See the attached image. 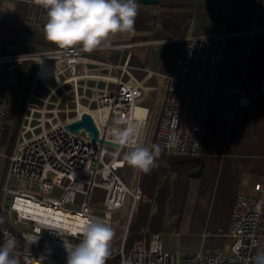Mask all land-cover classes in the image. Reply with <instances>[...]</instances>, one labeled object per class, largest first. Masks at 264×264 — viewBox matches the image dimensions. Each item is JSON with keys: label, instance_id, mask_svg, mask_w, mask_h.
Instances as JSON below:
<instances>
[{"label": "built area", "instance_id": "built-area-1", "mask_svg": "<svg viewBox=\"0 0 264 264\" xmlns=\"http://www.w3.org/2000/svg\"><path fill=\"white\" fill-rule=\"evenodd\" d=\"M26 1L30 20L44 25L45 10L35 0ZM227 41L224 33L187 41L181 74L171 77L165 88L162 113L151 136L166 154L201 155ZM88 53L79 47H58L43 56L0 55V155L5 159L4 191L11 194L8 206L0 201L9 222L0 228V244L5 230L16 239L19 233L26 245L16 249L19 264H66L64 242H79L82 219L99 220L113 228L115 214L120 212L118 221L126 217L124 236L120 246L110 250L106 264H254L257 252L264 250V175L254 179L252 193L236 196L225 233L229 240L222 246L169 250L159 231L127 242L134 209L143 197L138 173L129 183L124 178L127 149L115 143L92 142L87 130L75 132L68 124L81 118L77 110L81 102L103 110V119L93 117L100 137L112 142L108 130L113 122L131 116L142 122L138 139L150 148L151 110L144 101L151 87L132 74L128 61L114 63L108 58H90ZM30 57L37 59L36 73L48 92L44 97L32 94L38 100L27 105L17 141L12 149L7 145L2 152L22 64ZM45 58L54 68L47 76L41 74ZM138 106L144 109L141 114ZM83 132L86 134L80 138ZM12 177L17 187L10 186ZM97 189L103 190L100 200L95 199ZM33 238L38 239L32 243Z\"/></svg>", "mask_w": 264, "mask_h": 264}, {"label": "crops", "instance_id": "crops-1", "mask_svg": "<svg viewBox=\"0 0 264 264\" xmlns=\"http://www.w3.org/2000/svg\"><path fill=\"white\" fill-rule=\"evenodd\" d=\"M137 3L134 30L110 36L108 47L87 56L120 64L128 61L132 74L151 87L144 104L151 110L152 126L157 125L161 116L170 78L181 74L189 38L210 33L228 35L199 156L202 161L196 158L195 167L179 173L169 156L172 154L157 157L160 182L168 197L163 225L160 230H151L163 234L169 250L222 246L229 240L225 233L236 196L252 193L254 179L264 175V0ZM29 12L26 0H0V55L43 56L58 48L46 39L44 25L30 20ZM37 65V59L32 57L22 64L9 125L23 122L27 105L38 100L32 98L33 93L44 97L48 92L36 73ZM53 69L50 59H42L43 76ZM77 110L92 113L97 121L106 115L105 111L82 102ZM143 111L137 107L138 114ZM153 145L152 140L148 146L151 149ZM199 168V175L191 174ZM135 173L144 185L146 173L126 163L124 178L128 183ZM102 196L103 190L97 189L95 199ZM116 214L120 220V212ZM124 221H118L123 229ZM120 237L114 235L110 250L120 246Z\"/></svg>", "mask_w": 264, "mask_h": 264}, {"label": "clouds", "instance_id": "clouds-1", "mask_svg": "<svg viewBox=\"0 0 264 264\" xmlns=\"http://www.w3.org/2000/svg\"><path fill=\"white\" fill-rule=\"evenodd\" d=\"M46 12L44 34L48 41L59 48L79 47L92 52L108 47L110 36L134 30L138 15L137 0H35ZM143 124L129 116L117 118L108 130L112 142L126 148L124 160L131 167L149 173L158 167V145L152 148L139 142ZM3 220L0 219V224ZM78 234L79 242H64L68 253L66 264H106L115 235L107 224L93 219H82ZM0 244V264H19L16 249L18 241L6 230ZM38 238H33L32 243ZM254 264H264V250L254 257Z\"/></svg>", "mask_w": 264, "mask_h": 264}, {"label": "trees", "instance_id": "trees-1", "mask_svg": "<svg viewBox=\"0 0 264 264\" xmlns=\"http://www.w3.org/2000/svg\"><path fill=\"white\" fill-rule=\"evenodd\" d=\"M9 124L5 131V139L9 132ZM14 139L11 140L9 148L11 149ZM160 155H167L160 148ZM174 160L179 173L188 172L191 168L197 165V157H181L177 155H169ZM168 197L165 187L160 182V169L155 167L151 172L146 173L143 185V197L138 202V208L135 217L130 223L129 233L127 235V242H131L136 238L144 236V231L160 230L166 217V200ZM0 219L3 225H8L7 214L0 208ZM18 248H25L26 245L19 233H17Z\"/></svg>", "mask_w": 264, "mask_h": 264}, {"label": "rangeland", "instance_id": "rangeland-1", "mask_svg": "<svg viewBox=\"0 0 264 264\" xmlns=\"http://www.w3.org/2000/svg\"><path fill=\"white\" fill-rule=\"evenodd\" d=\"M52 83L54 82V81H51ZM72 106V105H71ZM23 110V109H22ZM21 124L22 123H16L15 122V124L14 123H11L10 122V127H9V132H8V134H7V136H6V142H5V144L1 147V151L2 152H5L6 150H7V145H8V148H9V144H10V142H11V140L12 139H14V143H13V145L15 144V142L17 141V139H18V135H19V130H20V126H21ZM154 124H153V126H152V128H151V130H150V137H149V139L147 140V144L148 145H151L152 144V139H151V136L153 135V131H154ZM13 127V128H12ZM86 133L85 132H83L81 135H79V137L81 138V137H83L84 135H85ZM12 148H13V146H12ZM11 148V149H12ZM9 150H10V148H9ZM3 157V156H2ZM4 160V161H3ZM4 169H5V159H2L1 158V156H0V201L2 200V201H4L5 202V205H9L10 204V197H11V194L10 193H6L5 191H4V187H3V183H4V181L5 180H3V182H1V179L3 178V171H4ZM52 176V175H51ZM10 186H14V187H17L18 186V182H17V180H16V178L15 177H12L11 179H10ZM118 218H119V214H116L115 215V220H116V222H115V224H114V226H113V230H114V233H115V235H119L120 234V238L118 239V241L121 243V241H122V238H123V236H124V229H123V226L122 225H120L119 223H118Z\"/></svg>", "mask_w": 264, "mask_h": 264}, {"label": "water", "instance_id": "water-1", "mask_svg": "<svg viewBox=\"0 0 264 264\" xmlns=\"http://www.w3.org/2000/svg\"><path fill=\"white\" fill-rule=\"evenodd\" d=\"M138 1H140L142 3H156L157 2V0H138ZM68 127L75 132H79L82 128L87 130L89 132V135L91 137L92 142L102 141V142H105L107 144H114L113 142L103 140L100 137V131H99V128H98V126L94 120V117L88 111L82 112L81 118L69 123ZM197 159L199 161H202V158H200V157H197ZM200 172H201V168L192 172L191 174L199 175Z\"/></svg>", "mask_w": 264, "mask_h": 264}, {"label": "bare ground", "instance_id": "bare-ground-1", "mask_svg": "<svg viewBox=\"0 0 264 264\" xmlns=\"http://www.w3.org/2000/svg\"><path fill=\"white\" fill-rule=\"evenodd\" d=\"M100 110V109H99ZM28 204H32L31 202L30 203H28ZM30 206H32V205H30ZM33 206H34V204H33ZM25 207V206H24ZM27 208H30L29 206H26ZM33 211H36V213L37 214H45L44 213V211H42V209H39V208H31Z\"/></svg>", "mask_w": 264, "mask_h": 264}]
</instances>
